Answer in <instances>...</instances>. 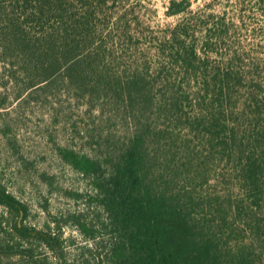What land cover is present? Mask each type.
<instances>
[{
	"label": "trees",
	"instance_id": "1",
	"mask_svg": "<svg viewBox=\"0 0 264 264\" xmlns=\"http://www.w3.org/2000/svg\"><path fill=\"white\" fill-rule=\"evenodd\" d=\"M255 1L264 13V0ZM66 2L71 4L67 0H38V23L53 19L56 23L53 21L49 27L40 24L37 38L30 37L25 20L7 15L0 30V51L17 52L15 60L23 61L26 69L34 73L28 88L38 84V89H45L63 81L74 99L86 98L94 110L99 103V112L105 103L115 105V110H120V102L126 106L132 127L118 142L104 143L103 134L91 129L84 134L90 150L58 147L60 155L89 179L106 216L111 244L105 263L234 264L224 257L223 232L218 229L227 223L226 216L220 213L226 206L235 218L242 211L249 213L246 208L252 213L245 220L252 234L250 242L236 253L237 260L248 263L255 253L256 241L264 247V150L258 138L249 137L246 141L237 136V119L234 121L231 116L237 110L245 113L248 104L255 105L253 116L258 118L255 114L261 113L258 91L246 90L248 83L258 78H251L257 62L244 67L239 63L242 55L235 50L217 57L213 40L218 41L228 32V24L222 18L202 40L195 31L190 34L188 24L177 25L157 51V55L168 53L165 58L171 65H159L150 78L148 72L139 68L121 74L112 68V53L103 42L94 44L96 34H88L90 12L75 21L68 13L66 20ZM190 5V0H171L168 14L180 13ZM185 82L189 88L196 86L199 101L209 103L201 118L210 127L206 128V135L212 149L230 146L239 157L235 167L242 197L235 208L232 198L229 202L217 201L219 214L211 218L196 215L184 188L177 186L183 167L164 161L161 153L164 140L171 135L150 115L153 112L158 118L178 117ZM156 85L165 86V97L159 98ZM255 86L262 88V81ZM110 136H106L108 142ZM30 212L28 203L0 182V264H44L38 258V239L53 250L61 247L59 233L38 234L36 226L27 220ZM81 215H73L78 223ZM246 250L248 253L243 255Z\"/></svg>",
	"mask_w": 264,
	"mask_h": 264
},
{
	"label": "rangeland",
	"instance_id": "2",
	"mask_svg": "<svg viewBox=\"0 0 264 264\" xmlns=\"http://www.w3.org/2000/svg\"><path fill=\"white\" fill-rule=\"evenodd\" d=\"M67 1L71 4L66 2L65 5L68 8L66 20L68 13L75 21L90 12L88 34H96L94 44L103 42L107 51L112 53L109 56L113 59L112 68L121 74H129L139 68L144 73L148 72L149 78L159 65H171L165 58L168 53L157 55V51L164 37L172 34L177 25L188 24L190 34L195 31L202 40L223 18L228 24V32L218 41L213 40L217 57L228 50H235L242 55L239 63L244 67L250 68L253 62H257L251 78H258L248 83L245 89L247 92L250 88L258 91L261 110L260 114H255L256 118L252 112L255 105L248 104L245 113L237 110L231 117L234 121L237 119L234 122L237 136L246 141L249 137L258 138L264 150V13L257 1L190 0L188 9L174 15L168 14L171 0ZM7 15L25 20L31 38L38 37L40 24L49 27L55 22L51 18L54 22L38 23V0H0V30L5 26ZM2 39L0 34V50ZM15 53L0 51V182L28 203L31 212L27 220L36 226L38 234L46 236L51 232L61 235V247L57 250L38 239L40 262L106 264L111 244L106 216L89 179L60 155L58 147L90 150L88 137L84 138V134L91 129L103 134L104 143L118 142L132 127L125 112L126 106L120 102V110H115V105L105 103L99 112V103L94 110L86 98L74 99L63 81L45 89H38V84L28 88L27 83L35 75L26 69L23 61L15 60ZM257 81H262V88L255 86ZM154 89L159 98L166 92L165 86L156 85ZM183 89L178 117L158 118L153 112L150 115L153 122L155 120L171 135L164 140L161 153L164 161L183 167V176L177 186L184 188L183 193L191 200L189 202L196 215L211 218L219 214L217 201L229 202L232 198L235 208L242 197L238 191V169L235 167L239 157L230 146L212 149L206 135V128L210 127L201 118V112L207 110L209 103L199 101L196 86L189 88L185 82ZM87 108L94 110L93 113ZM107 134L111 135L109 142ZM211 150H215L214 153ZM246 210L249 213L242 211L236 218L229 213L227 206L220 212L227 218V223L218 227L223 232L224 257L232 259L234 264H264V252H261L264 247L257 241L255 253L248 263L237 260L236 253L246 249L252 236L245 222L252 213L249 208ZM78 214H82L80 223L73 217ZM226 243L231 246V251ZM247 253L246 250L242 254Z\"/></svg>",
	"mask_w": 264,
	"mask_h": 264
}]
</instances>
